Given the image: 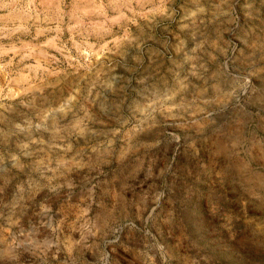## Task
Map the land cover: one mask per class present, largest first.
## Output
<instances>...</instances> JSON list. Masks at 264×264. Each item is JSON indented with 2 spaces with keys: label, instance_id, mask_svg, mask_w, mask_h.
<instances>
[{
  "label": "clouds",
  "instance_id": "obj_1",
  "mask_svg": "<svg viewBox=\"0 0 264 264\" xmlns=\"http://www.w3.org/2000/svg\"><path fill=\"white\" fill-rule=\"evenodd\" d=\"M0 264H264V0H0Z\"/></svg>",
  "mask_w": 264,
  "mask_h": 264
}]
</instances>
